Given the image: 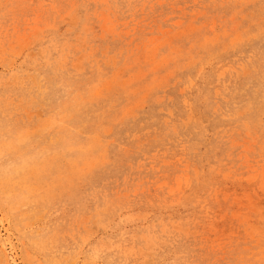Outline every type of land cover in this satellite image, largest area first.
<instances>
[{
  "label": "rangeland",
  "instance_id": "374dc122",
  "mask_svg": "<svg viewBox=\"0 0 264 264\" xmlns=\"http://www.w3.org/2000/svg\"><path fill=\"white\" fill-rule=\"evenodd\" d=\"M0 264H264V0H0Z\"/></svg>",
  "mask_w": 264,
  "mask_h": 264
},
{
  "label": "bare ground",
  "instance_id": "6f19581e",
  "mask_svg": "<svg viewBox=\"0 0 264 264\" xmlns=\"http://www.w3.org/2000/svg\"><path fill=\"white\" fill-rule=\"evenodd\" d=\"M189 30V29H188Z\"/></svg>",
  "mask_w": 264,
  "mask_h": 264
}]
</instances>
